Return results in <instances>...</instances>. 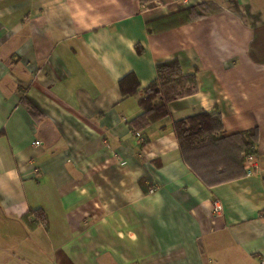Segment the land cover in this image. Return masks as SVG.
Masks as SVG:
<instances>
[{
    "label": "crops",
    "instance_id": "crops-1",
    "mask_svg": "<svg viewBox=\"0 0 264 264\" xmlns=\"http://www.w3.org/2000/svg\"><path fill=\"white\" fill-rule=\"evenodd\" d=\"M173 59L196 91L133 131ZM202 112L257 130L241 176L184 161L172 122ZM263 214L264 0H0V264H264Z\"/></svg>",
    "mask_w": 264,
    "mask_h": 264
},
{
    "label": "trees",
    "instance_id": "trees-1",
    "mask_svg": "<svg viewBox=\"0 0 264 264\" xmlns=\"http://www.w3.org/2000/svg\"><path fill=\"white\" fill-rule=\"evenodd\" d=\"M208 11L207 4L191 6L180 14L169 15L167 21L168 24H178L180 15L186 21H191L205 16ZM137 50L140 51V47ZM155 69L156 78L143 89V95L138 100L141 113L131 121L132 130L136 132L150 123L169 117L168 103L193 94L197 89L195 75L183 74L176 59L158 63ZM132 80H135L132 74L126 75L120 81L121 89L125 81ZM134 89H129L127 93H133ZM172 129L184 161L207 184L241 176L244 173V160L256 152L257 130L225 136L219 114L202 112L173 121ZM232 154H236L238 160Z\"/></svg>",
    "mask_w": 264,
    "mask_h": 264
},
{
    "label": "built area",
    "instance_id": "built-area-1",
    "mask_svg": "<svg viewBox=\"0 0 264 264\" xmlns=\"http://www.w3.org/2000/svg\"><path fill=\"white\" fill-rule=\"evenodd\" d=\"M37 143H38V142H34V144H37ZM246 162H248V163H252V162H253V157H252V156H247V157H246ZM153 190H154V188L150 186V187H149V191L151 192V191H153ZM212 211H213L215 214L220 213V211H221V205H220V203L218 202V200L213 201Z\"/></svg>",
    "mask_w": 264,
    "mask_h": 264
}]
</instances>
